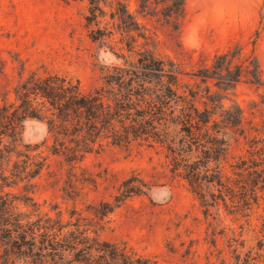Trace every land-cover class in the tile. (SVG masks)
Masks as SVG:
<instances>
[{
  "label": "rangeland",
  "instance_id": "obj_1",
  "mask_svg": "<svg viewBox=\"0 0 264 264\" xmlns=\"http://www.w3.org/2000/svg\"><path fill=\"white\" fill-rule=\"evenodd\" d=\"M139 2L123 0L138 25L130 32L132 38H127L134 45L128 52L123 48L126 35L110 14L111 0H104L103 15L91 20L86 19L87 0H0V106L15 101L14 89L32 71L65 75L88 92L98 88L113 67L128 68L135 52L148 48L173 64L179 85L198 91L199 108L207 85L223 109L232 105L240 111L243 130L218 125L215 130L225 145L218 160L212 161L217 154H210L206 165V175L217 166L229 185L238 186L246 175L245 171L242 178L233 174L241 170L234 166L241 159L246 160L242 167L255 163V149L264 150V0H184L175 30L155 16L138 12ZM227 48L239 50L234 63L254 56L259 85L242 79L226 91H217L213 79L203 83L193 75ZM218 112L212 118L218 120ZM254 138L259 142L254 144ZM49 142L45 124L25 118L18 140L8 146L11 151L2 161L0 168L8 174L14 161L24 159L25 145L36 146L31 153L45 157L37 176L12 180L2 189L15 196L13 204L20 217L34 219L46 213L79 228L89 227L99 239L148 258V264H235L234 248L239 257L248 253L264 264V189H260L264 183L260 179L254 202L241 206L236 188L218 192L207 176L202 184L203 205L186 181L170 170V157L158 144L121 146L103 141L72 164L50 154ZM181 154L190 160L195 155ZM132 175L145 182L144 192L128 196L102 219L94 216L98 202H112L119 184ZM81 178L93 180L94 186L81 184ZM65 182L72 186L67 188ZM62 189L72 192L67 196ZM23 195L31 201L23 203Z\"/></svg>",
  "mask_w": 264,
  "mask_h": 264
},
{
  "label": "trees",
  "instance_id": "obj_2",
  "mask_svg": "<svg viewBox=\"0 0 264 264\" xmlns=\"http://www.w3.org/2000/svg\"><path fill=\"white\" fill-rule=\"evenodd\" d=\"M87 1L89 15L86 19L103 15L104 0ZM111 2L113 11L110 14L115 18L120 33L126 35L123 48L132 52L134 45L127 38H132L130 32L135 31L138 25L123 0ZM183 3L184 0H140L137 10L143 15L155 16L156 20L175 30L183 15ZM140 36L146 38L144 33ZM144 45L146 43H142ZM135 55V60L127 64L128 68L113 67L112 72L102 76L101 85L88 92H82L78 82L65 75L55 72L38 75L32 71L14 89L15 101L4 102L0 106V167L11 151L8 146L18 140L22 121L31 118L45 124L50 140L47 150L52 155L62 156L65 162L74 164L81 161L86 153L103 141L121 146L141 142L158 144L170 157V170L176 171L186 181L203 205L206 202L202 184L207 176L210 177L208 182H215L218 192L220 189L232 192L236 188L241 206L249 205V200L254 202L257 179L264 183L262 148L254 151L258 155L255 163L242 167L246 160L241 159L234 166L236 171L241 170L233 174L242 178V171H245L246 175L238 186L229 185L225 181L228 177L222 175L217 166L212 174L206 175L210 154H217V158H211L212 161L218 160V154L225 145V139L215 128L223 125L224 129H239L242 118L238 108L231 105L223 109V103L208 93L207 85L200 96L203 100L202 108H199L198 91L178 84L172 63H165L148 48L137 50ZM238 55L239 50L227 48L213 55L211 64L193 75L203 83L213 79L217 91H226L242 79L259 85L258 63L254 56L234 63ZM216 109L219 111L218 120L212 118ZM252 141L254 144L259 142L256 138ZM24 147V159L14 161L7 170L8 174L0 168V264L149 263L148 258L99 239L89 227L79 228L75 223L62 222L59 217L53 218L46 213L36 215L34 219L20 217L13 204L15 196L2 189L12 180L29 181L45 164V157L39 152L31 153L36 146ZM181 152H193L195 155L190 160ZM85 182L94 186L93 180L80 179L81 184ZM65 185L67 188L72 186L68 182ZM144 188L146 184L142 179L135 175L127 177L119 184L112 202H98L93 215L102 219L128 196L143 193ZM62 191L67 196L72 192ZM20 200L27 203L31 198L23 195ZM235 250V264H259L257 256L250 257L247 253L239 257Z\"/></svg>",
  "mask_w": 264,
  "mask_h": 264
}]
</instances>
